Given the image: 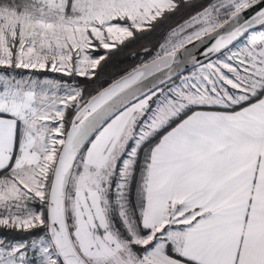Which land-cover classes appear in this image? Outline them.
Wrapping results in <instances>:
<instances>
[{"label": "snow or ice", "instance_id": "snow-or-ice-1", "mask_svg": "<svg viewBox=\"0 0 264 264\" xmlns=\"http://www.w3.org/2000/svg\"><path fill=\"white\" fill-rule=\"evenodd\" d=\"M0 264H264V0H0Z\"/></svg>", "mask_w": 264, "mask_h": 264}, {"label": "trees", "instance_id": "trees-1", "mask_svg": "<svg viewBox=\"0 0 264 264\" xmlns=\"http://www.w3.org/2000/svg\"><path fill=\"white\" fill-rule=\"evenodd\" d=\"M144 43V42H141ZM140 46L139 45H134L128 49H126L124 52L120 54L119 57H117L118 60L125 61L126 63H131L132 62V57L140 51ZM124 65H121L123 67Z\"/></svg>", "mask_w": 264, "mask_h": 264}]
</instances>
